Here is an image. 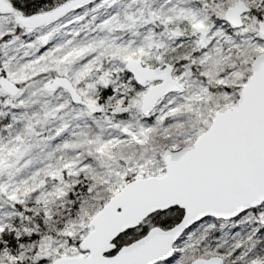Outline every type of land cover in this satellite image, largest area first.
<instances>
[{
	"label": "snow or ice",
	"instance_id": "6c2138e0",
	"mask_svg": "<svg viewBox=\"0 0 264 264\" xmlns=\"http://www.w3.org/2000/svg\"><path fill=\"white\" fill-rule=\"evenodd\" d=\"M0 264H264V0H0Z\"/></svg>",
	"mask_w": 264,
	"mask_h": 264
}]
</instances>
